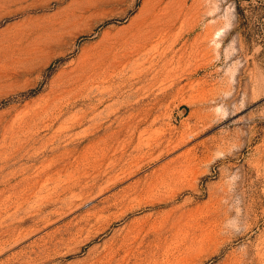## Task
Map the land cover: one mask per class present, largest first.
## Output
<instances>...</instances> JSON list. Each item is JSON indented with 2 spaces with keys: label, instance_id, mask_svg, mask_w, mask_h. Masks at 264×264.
I'll list each match as a JSON object with an SVG mask.
<instances>
[{
  "label": "rangeland",
  "instance_id": "374dc122",
  "mask_svg": "<svg viewBox=\"0 0 264 264\" xmlns=\"http://www.w3.org/2000/svg\"><path fill=\"white\" fill-rule=\"evenodd\" d=\"M0 264H264V0H0Z\"/></svg>",
  "mask_w": 264,
  "mask_h": 264
}]
</instances>
